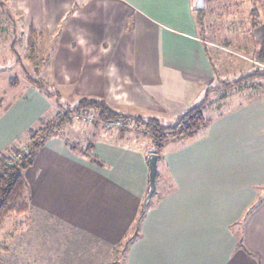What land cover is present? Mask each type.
Wrapping results in <instances>:
<instances>
[{
	"label": "crops",
	"instance_id": "0c3cea01",
	"mask_svg": "<svg viewBox=\"0 0 264 264\" xmlns=\"http://www.w3.org/2000/svg\"><path fill=\"white\" fill-rule=\"evenodd\" d=\"M193 1L0 0L16 13L0 16L11 17V33L14 21L25 22L28 33L57 27L56 61L66 70L58 76L76 82L77 94L165 124L218 79ZM252 14L255 56L239 58L264 67V11ZM1 50L0 42V66ZM95 143L102 167L74 158L61 139L49 137L26 179L42 171L58 181L59 198L71 200L89 225L108 231L104 240L116 243L140 202L142 210L148 152L141 142ZM169 143L124 264H264V93L211 118L195 138Z\"/></svg>",
	"mask_w": 264,
	"mask_h": 264
},
{
	"label": "rangeland",
	"instance_id": "374dc122",
	"mask_svg": "<svg viewBox=\"0 0 264 264\" xmlns=\"http://www.w3.org/2000/svg\"><path fill=\"white\" fill-rule=\"evenodd\" d=\"M257 10L264 11V0H206L205 9L200 11L199 19L196 17L198 33L209 43L208 54L218 77L210 86L212 90L204 111L206 118H215L250 96L264 93V67L239 58L255 56L251 26L256 21L252 12ZM1 11L14 12L7 5H0ZM9 21L0 16L4 57L0 66V153L15 145L24 149L28 131L37 128L41 119H50L56 111L71 110L83 97L77 94L76 82L64 83L58 76L64 66L63 61H56L57 27L51 28L50 33L49 29L45 32L40 29L41 33L34 35L32 42L27 40L30 35L25 22L17 27L14 21L16 28L11 33L12 19ZM61 72L66 73V70ZM34 78L42 80L49 92L54 91L52 96L36 89L29 80ZM243 90L248 91L240 92ZM57 93L59 97L55 96ZM95 98L105 100L99 96ZM123 114L133 119L123 123L121 130L122 122L104 123L92 110L73 112L72 120L55 131V139H61L74 158L95 167L103 164L96 155V140L132 145L141 142L150 153L146 132L144 134L143 126L135 121L137 118L146 120L149 116ZM175 122L168 119L164 125ZM26 169L23 176L27 209L10 212L0 222V264L125 263V249L135 233L141 202L131 225L126 227L121 239L113 243L104 240L109 237H105L107 230L100 231L96 225H89L91 220H85L71 200L59 198L58 181L49 179L42 171H35L29 176L31 179H26Z\"/></svg>",
	"mask_w": 264,
	"mask_h": 264
},
{
	"label": "trees",
	"instance_id": "16d2710c",
	"mask_svg": "<svg viewBox=\"0 0 264 264\" xmlns=\"http://www.w3.org/2000/svg\"><path fill=\"white\" fill-rule=\"evenodd\" d=\"M195 13L199 19V15L202 12L195 11ZM36 32L32 27L29 29L30 41H32L31 38L34 35L36 36ZM29 80L35 85L36 89L48 96H52L51 94L54 91L49 92L46 84L42 80L38 78ZM210 88L208 87L202 94L200 101L184 112L173 125H164L154 117H149L146 120H140L139 118L135 120L143 126L144 134L146 132V136L149 139L148 145L151 152L160 155L162 149L168 142L193 139L207 127L210 119L204 116V111L206 109L209 92L212 90ZM55 96L59 97V94L57 93ZM91 110L96 112L98 120L104 123L116 124L122 122L120 129L121 127L123 128V123L133 119L111 107L103 99L83 96L73 104L71 110L56 111L50 119H41L40 125L37 128L28 131L24 149L20 148L19 145H15L5 152L0 153V222L10 212H22L27 209L24 198L25 179L23 171L33 163L38 150L45 144L46 140L54 136L55 131L64 123L72 120H70L72 118L71 113ZM143 215L144 212L141 210L137 219L135 233L129 238L127 244L137 234L139 222Z\"/></svg>",
	"mask_w": 264,
	"mask_h": 264
},
{
	"label": "water",
	"instance_id": "95a60500",
	"mask_svg": "<svg viewBox=\"0 0 264 264\" xmlns=\"http://www.w3.org/2000/svg\"><path fill=\"white\" fill-rule=\"evenodd\" d=\"M193 9L195 11H202L206 7V0H194ZM159 155L150 152L146 156V164L148 167V189L142 200V212L145 211L146 205L149 202L156 188V176H157V161Z\"/></svg>",
	"mask_w": 264,
	"mask_h": 264
}]
</instances>
